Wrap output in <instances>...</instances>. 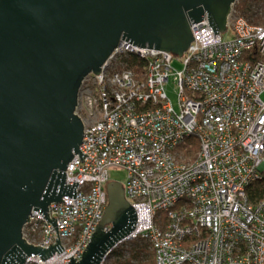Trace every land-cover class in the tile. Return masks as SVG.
<instances>
[{
	"label": "built area",
	"instance_id": "built-area-1",
	"mask_svg": "<svg viewBox=\"0 0 264 264\" xmlns=\"http://www.w3.org/2000/svg\"><path fill=\"white\" fill-rule=\"evenodd\" d=\"M239 1L224 33L206 15L192 23L181 58L120 42L100 73L82 80L75 113L87 156L74 154L64 171L76 198L47 206L58 236L33 210L21 230L42 249L59 238L63 251L24 264L80 259L106 208L109 168L127 173L136 221L126 241H148L154 264H264V200L246 196L264 178V23L243 16ZM170 77L177 109L166 95ZM191 136L198 148L179 149Z\"/></svg>",
	"mask_w": 264,
	"mask_h": 264
},
{
	"label": "water",
	"instance_id": "water-1",
	"mask_svg": "<svg viewBox=\"0 0 264 264\" xmlns=\"http://www.w3.org/2000/svg\"><path fill=\"white\" fill-rule=\"evenodd\" d=\"M236 0H0V264L41 261L63 251L30 245L22 227L47 206L75 200L65 169L82 143L75 113L82 80L97 75L120 42L182 57L190 25L204 15L224 33ZM106 208L80 259L99 264L133 232L136 216L121 183L108 181ZM108 229V230H106ZM58 236V230H57Z\"/></svg>",
	"mask_w": 264,
	"mask_h": 264
},
{
	"label": "trees",
	"instance_id": "trees-1",
	"mask_svg": "<svg viewBox=\"0 0 264 264\" xmlns=\"http://www.w3.org/2000/svg\"><path fill=\"white\" fill-rule=\"evenodd\" d=\"M261 7L262 9L260 13L258 10ZM236 8L243 16H245L247 19H251L255 24L264 23V2L262 6L261 0H240L238 3H236ZM254 8H256L255 12H253ZM130 62H132V64L138 63L134 61V58H131ZM186 144H192L193 149L198 148L193 136L187 137L185 144H181L179 149H185ZM246 196L247 200H249V202L252 204L263 201L264 178L248 186L246 190ZM111 251L109 264H154L153 251L150 249L149 242L140 238L123 242L121 246L115 247Z\"/></svg>",
	"mask_w": 264,
	"mask_h": 264
},
{
	"label": "rangeland",
	"instance_id": "rangeland-1",
	"mask_svg": "<svg viewBox=\"0 0 264 264\" xmlns=\"http://www.w3.org/2000/svg\"><path fill=\"white\" fill-rule=\"evenodd\" d=\"M173 67L176 70L182 69L180 60H176L173 63ZM165 90H166V95L169 101H171V104L174 106L175 109H177L178 108V101H177L178 89H176V86L173 84V78L170 77V81L169 83L166 84ZM262 97L264 98V95ZM108 172H109L108 180L114 181L116 183H121L123 186L126 184L127 173L125 171H123L122 169H117V168H109ZM123 242H128V241H122L121 243L117 244L115 247L121 246ZM110 256H111V252L105 257L103 264L110 263L109 261Z\"/></svg>",
	"mask_w": 264,
	"mask_h": 264
},
{
	"label": "bare ground",
	"instance_id": "bare-ground-1",
	"mask_svg": "<svg viewBox=\"0 0 264 264\" xmlns=\"http://www.w3.org/2000/svg\"><path fill=\"white\" fill-rule=\"evenodd\" d=\"M108 255V253L107 254H105L103 257H102V259H101V261H100V263L99 264H103V261H104V259H105V257Z\"/></svg>",
	"mask_w": 264,
	"mask_h": 264
}]
</instances>
